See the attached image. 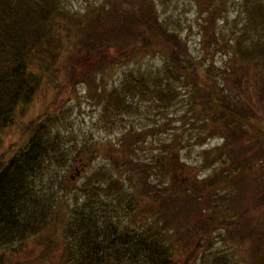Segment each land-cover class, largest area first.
<instances>
[{
	"label": "trees",
	"instance_id": "1",
	"mask_svg": "<svg viewBox=\"0 0 264 264\" xmlns=\"http://www.w3.org/2000/svg\"><path fill=\"white\" fill-rule=\"evenodd\" d=\"M119 1L114 17L111 10L102 6L101 13L96 10L93 15L90 11L84 17L71 19L66 38L58 39L52 46V21L56 14L62 13L60 0H0V139L4 129L32 101L41 86V76L31 67L35 58L48 55L47 59L59 63L66 53L70 56L63 61L72 66L76 63L73 53L78 46L87 52L102 47L112 49L125 59L134 54L129 47L137 48L159 57L160 65L148 78L134 73L124 76L106 94L105 108L108 105L124 112L130 108L129 98L149 96L158 108L166 109L175 104L180 92H185L196 105L194 111L198 117L209 108L228 116L234 123L233 129L225 134L222 145L205 153L203 164H222L219 172L211 176L212 184L216 183L220 189L236 188L240 181L242 184L251 179L259 185L254 196L263 202L264 118H258L251 110L254 98L245 91L253 75V81L260 82L259 86H254V82L251 88L258 97L256 101L259 98L264 101V0H243L245 22L239 37L232 43L225 38L223 45L214 43L232 57L224 68L213 67L214 64L202 68L178 31L161 22L152 0ZM126 3L131 5L124 9ZM250 69L255 73L251 74ZM230 84L243 88L244 103L238 102V94L231 95L225 90ZM218 86L226 93L216 91ZM209 118L207 115L202 119L203 123L219 131V124L212 127ZM52 125V119L37 124L20 150L9 159L0 158V248L6 249L0 253V264L1 260L10 258L8 251L14 252L34 238L39 247L48 251L54 246L56 231L60 232L58 245L61 246L58 264H177V256L182 252L192 263L200 255L205 264H237L228 251L209 250L212 245L205 241H213L214 235L223 242L246 241L248 247L244 253L252 259V264H264V247L262 243L258 245L263 241L258 236L264 237V231L257 228H264V217L261 215L260 224L246 220L247 210L245 213L240 210L247 206L244 192L226 194L210 190L206 203H211L212 212L200 217L206 210L199 196L201 181L193 179L191 186L165 185L170 168L168 157L163 156L168 149L176 148V155L183 149L177 148L174 136L173 142H162L166 147L164 154L154 159L161 174L160 183L152 182L148 175L150 170L153 172L152 161L139 164L132 158L136 149L130 148L126 157L130 154L129 163L134 164V171L125 170L107 177L100 175V171L87 177L80 186L69 189L53 167L66 166L69 162L67 149L56 137L58 131ZM208 135L207 131L199 139L204 141ZM252 136L260 137L263 147L250 157H243L249 150L246 151L247 146L250 148L245 139ZM79 171L75 168L71 176ZM140 173L143 175L138 178L133 176ZM241 177L244 178L238 181ZM68 193L74 195L71 204ZM200 231L209 233L207 239H197Z\"/></svg>",
	"mask_w": 264,
	"mask_h": 264
},
{
	"label": "rangeland",
	"instance_id": "2",
	"mask_svg": "<svg viewBox=\"0 0 264 264\" xmlns=\"http://www.w3.org/2000/svg\"><path fill=\"white\" fill-rule=\"evenodd\" d=\"M152 1L161 22L169 29L178 31L181 38L187 42L190 53L202 64V68L209 64H214L213 67L216 68L220 66L224 68L232 59L223 51L224 48L217 49L214 43L223 45L225 39L232 43L239 37L238 32L241 31L245 22L243 0ZM118 2L120 1L60 0L62 13L56 14L52 21L54 28L52 27L51 45L54 46L58 39L66 38L71 19L79 18V16L84 17L90 11L93 12V15L96 14H94L96 10L101 13L103 9L99 7L102 6H105L106 10H111L114 17L115 8L120 6ZM130 5L131 3H126L122 7L126 9ZM132 44V46L136 45ZM129 51L131 54L134 53L133 56L130 59H125L117 56L116 51L112 49L105 50L102 47L87 52L78 46L74 49L73 57H75L76 63H73L72 66L63 61L70 56L69 54L66 56V53L64 59L59 62L60 64L54 63L52 58L47 59L50 58L48 55H46L47 58L44 55L35 58L31 67L35 74L41 76V86L32 101L15 115L12 124L2 132L0 158L9 159L24 146L29 131L34 126L45 119H52V127L58 131L56 137L62 142L63 148L67 149L66 157L69 162L66 166L63 164V166L53 167L58 171L57 175L68 183L69 189L71 186H80L87 177L100 171V175L107 177L109 174L116 175V173H122L125 170H133L134 164L129 163L130 154L126 157V152L130 148L136 149L132 158L139 164L152 161L153 172L150 170L148 175L152 182L160 183L161 174L155 168L154 159L164 154L166 147L162 142L171 143L173 142L172 136H174L178 141H175L177 148L183 147V149L178 150L179 155H176V148L173 151L168 149L166 156H163L168 157V167L170 168L169 175L165 177V185L178 187L181 183H187L188 186H191L193 179L201 181L198 184L199 196L202 206L206 210L201 213L200 217L212 212L209 208L212 207L211 203H206L208 195L211 193L210 190H221L226 194L234 192L237 194V190H240L245 193L244 197H247L245 198L247 206H245L246 208L241 207V212L245 213L247 210L246 220H250L251 224L253 222L260 224L264 217V200L260 202L254 196V190H257L259 185L254 184L251 179L246 182L244 180L241 184L240 179L244 178L241 177L238 179L240 184L236 188L226 186L225 189L224 187L220 189L217 187L219 185L215 186L216 183L212 184L214 179L211 176L219 172L222 164L218 162L203 164L205 153L222 145L226 140L225 134L230 128L233 129L234 123L228 116H223L217 110L209 108L201 117H198L194 111L196 105L189 100L185 92H180V97L175 101V104L166 109L158 108L159 105L149 96L143 99H140L139 96L129 98L130 108L124 112H120L117 108L112 109L108 105L105 108L106 94L117 87L124 76L134 73L137 77L148 78L151 71L160 65L159 57L151 56L149 53L145 54L147 51L137 48L135 50L130 47ZM250 73L254 74L255 72L250 69ZM251 77L253 78V75ZM252 78L249 80L251 87L248 86V90L245 92H250V96L254 98L251 110L258 118H264V101L262 98L256 101L258 97L251 89L256 81H253ZM259 85L260 82H257L254 86ZM242 89L232 86V84L225 86V90L231 95L238 94L239 103L245 102ZM225 90L218 86L216 91L226 93ZM215 95L218 96L217 92ZM207 115L210 117V125L214 124L212 127L219 124V131L215 132L203 123L202 119H205ZM207 131L210 136L208 135L209 137L201 141L199 135H203ZM257 138L256 136L246 137L245 141L249 142L250 148L247 146L246 151L249 150L243 157L245 155L250 157V154L258 152V148L262 149L263 143L259 141L260 137ZM245 145L247 144L245 143ZM255 165L257 166V164ZM75 168L80 171L71 176L75 173ZM139 175L143 174L133 176L138 178ZM244 183L246 184L244 185ZM73 196V193H68L70 204L74 201ZM241 199L244 198L241 197ZM212 204H216V202H212ZM249 227L253 228L251 225ZM257 228L264 231V228ZM207 235L209 233L200 231L197 234V239L202 241V239H207ZM53 236L54 246L49 249L50 251H45L42 246L39 247L40 243L37 238H34L26 241L25 246L14 252L8 251L7 257L10 254V258L1 260V264H58L57 256L61 250V246L58 245L60 232L56 231ZM214 238L211 242L210 240L205 241L212 245V249L209 250L220 248L224 250L223 252L228 251L231 259L237 264H252V259L246 252L244 253L245 248L248 247L246 241L243 243L230 241L229 243L219 241L216 235ZM258 238L263 240L258 245L262 243L264 247V237L258 236ZM4 250L6 249L0 248V253ZM177 258V264H205L200 255L195 263H192V260L188 258L186 260V253L183 252Z\"/></svg>",
	"mask_w": 264,
	"mask_h": 264
}]
</instances>
